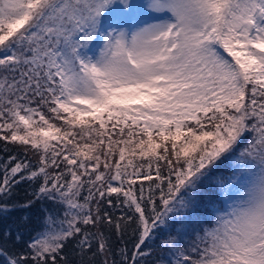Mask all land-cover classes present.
<instances>
[{
  "label": "snow or ice",
  "instance_id": "snow-or-ice-1",
  "mask_svg": "<svg viewBox=\"0 0 264 264\" xmlns=\"http://www.w3.org/2000/svg\"><path fill=\"white\" fill-rule=\"evenodd\" d=\"M0 142V264H264V0H0Z\"/></svg>",
  "mask_w": 264,
  "mask_h": 264
},
{
  "label": "trees",
  "instance_id": "trees-1",
  "mask_svg": "<svg viewBox=\"0 0 264 264\" xmlns=\"http://www.w3.org/2000/svg\"><path fill=\"white\" fill-rule=\"evenodd\" d=\"M3 148H4V143L0 142V156H3L5 158L7 157V155H10L18 151V149L13 145H9L8 152H4ZM25 188H26V185L24 184L19 186V188L17 189L18 193L20 194L18 198L20 199L23 198ZM23 215L24 213L21 211H11L7 213L6 215H0V234H2L5 229H11L13 234H15L17 230H19L23 239L27 240L28 237L31 235V233L35 231L36 228L39 226L38 225L39 215L36 210H29L27 213L29 219H28V222L26 223L21 220V216ZM116 215H119V212H116ZM112 239L113 241L117 240L114 234L112 236ZM125 239L129 240V247H131L130 233L129 235L125 236ZM17 246L22 247L23 245L20 244ZM117 259H119V257H117ZM146 264H154V256L147 257Z\"/></svg>",
  "mask_w": 264,
  "mask_h": 264
}]
</instances>
